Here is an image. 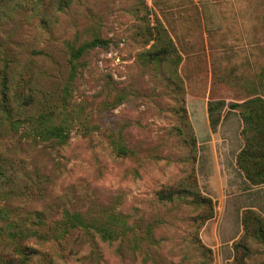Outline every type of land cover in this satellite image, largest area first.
Listing matches in <instances>:
<instances>
[{
  "label": "rangeland",
  "instance_id": "rangeland-1",
  "mask_svg": "<svg viewBox=\"0 0 264 264\" xmlns=\"http://www.w3.org/2000/svg\"><path fill=\"white\" fill-rule=\"evenodd\" d=\"M241 1L203 27L170 0H0V264H264V183L236 165L230 107L264 99V0Z\"/></svg>",
  "mask_w": 264,
  "mask_h": 264
},
{
  "label": "trees",
  "instance_id": "trees-1",
  "mask_svg": "<svg viewBox=\"0 0 264 264\" xmlns=\"http://www.w3.org/2000/svg\"><path fill=\"white\" fill-rule=\"evenodd\" d=\"M105 43V42H104ZM231 108L240 107V115L244 126L241 134L244 138V146L240 150L236 158V165L242 171L246 180L252 185H260L264 183V99L255 97L241 104H231ZM47 137L64 139L67 136L66 128L63 124L49 127L43 133ZM180 191L171 188H162L158 192L159 199L173 200L178 197ZM200 194L195 195L196 200L205 202L202 219H209L213 216L212 199L209 197H201ZM260 220L256 213L251 209H246L243 213L244 231L247 230V223L250 219ZM74 226H80L84 229L92 228L103 238H114V233L109 228L94 223L87 222L79 215L75 216V221H71ZM260 222V221H258ZM258 236L262 234V228L254 231ZM246 249V246H244ZM19 264H28L25 261Z\"/></svg>",
  "mask_w": 264,
  "mask_h": 264
},
{
  "label": "crops",
  "instance_id": "crops-1",
  "mask_svg": "<svg viewBox=\"0 0 264 264\" xmlns=\"http://www.w3.org/2000/svg\"><path fill=\"white\" fill-rule=\"evenodd\" d=\"M172 4V5H170ZM170 4H169V10H173V9H179V8H187L188 6H197L200 9V15L202 17V21H203V27H205V21L207 19H209V13L206 14L205 9H207L209 6L211 5H215L217 8H225V9H233V12L230 13H218L219 17H235L237 16L239 18V14L240 12L238 11L239 8L242 7H248L249 2L248 1H241V0H170ZM172 15H174V30H171L170 33L172 35V37L174 39L177 38H190L189 36H186L189 32L190 29H188L187 22L185 21V18L187 17V15H189V13L187 11L181 10V11H177L172 13ZM171 16V14H170ZM184 18V20H182V18ZM242 20H238V22H236V24H239V26H241L243 28V24H242ZM189 26V25H188ZM207 27V26H206ZM209 31V30H208ZM233 32V29L232 31ZM205 34H207V31L204 32ZM175 34H178V36H176ZM182 34V36H180ZM232 38H235L237 36H230ZM206 111H208V104L206 105ZM205 111V114L207 116V118H209V116L207 115V112ZM223 118V117H222Z\"/></svg>",
  "mask_w": 264,
  "mask_h": 264
}]
</instances>
